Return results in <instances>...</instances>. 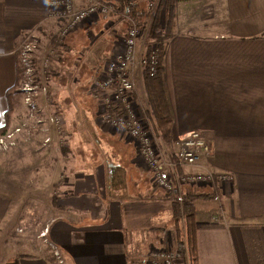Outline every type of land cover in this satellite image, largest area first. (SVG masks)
I'll return each mask as SVG.
<instances>
[{
	"label": "crops",
	"instance_id": "crops-1",
	"mask_svg": "<svg viewBox=\"0 0 264 264\" xmlns=\"http://www.w3.org/2000/svg\"><path fill=\"white\" fill-rule=\"evenodd\" d=\"M161 19L167 38L160 79L172 123L170 140L157 138L171 154L181 136L199 132L211 151L184 171L211 172L214 180L171 192L154 187L130 138L99 122L97 101L83 96L81 110L64 122L67 169L54 201L51 196L53 214L39 233L12 232L16 250L5 257L1 249L0 264L21 254L27 256L19 264H145L151 248L175 245L174 206L183 192L193 194L198 264H264V0L178 1L170 20L164 8ZM61 24L49 15L47 0H0V126L17 73L19 90L26 81L20 48L34 44L32 62L42 67L38 46L56 48ZM124 27L108 15L69 32L58 49V75L77 66L80 48L81 55L95 47L107 58ZM135 83L140 107L147 109L144 80ZM85 111L92 114L81 119ZM223 174L229 178L218 179ZM9 206L0 196V234ZM36 241L54 256L35 253ZM180 264L187 262L181 258Z\"/></svg>",
	"mask_w": 264,
	"mask_h": 264
},
{
	"label": "built area",
	"instance_id": "built-area-1",
	"mask_svg": "<svg viewBox=\"0 0 264 264\" xmlns=\"http://www.w3.org/2000/svg\"><path fill=\"white\" fill-rule=\"evenodd\" d=\"M148 3L154 9L155 0H148ZM47 6L49 15L62 22L57 31L59 41H63L69 32L82 28L86 22L100 16L112 15L125 23L122 34L112 40L110 53L93 85L97 90V114L101 122L121 130L130 138L142 167L151 174L154 187L171 192L175 186L183 183L212 182L214 176L211 172L184 171V168L197 164L211 151L209 141L199 132L191 131L177 140L174 153L166 154L160 147L155 125L146 114V109L140 107L136 96V77L144 80L159 72V53L155 39L147 41L146 30L128 17L127 10H119L111 1L47 0ZM34 49L35 45L30 43L24 44L19 50V64L26 74V81L20 90L23 94L24 91L30 92L25 99L31 110L35 109L29 100L38 90L45 92V86L41 87L34 82ZM41 64L47 66L43 58ZM50 120L62 124L59 115H53ZM16 131H20V128ZM11 135L13 133L8 134V138ZM6 146L4 138L0 137V147ZM217 177L220 180L229 178L226 174ZM181 258V252L175 245L153 247L147 253L145 264H180Z\"/></svg>",
	"mask_w": 264,
	"mask_h": 264
},
{
	"label": "rangeland",
	"instance_id": "rangeland-1",
	"mask_svg": "<svg viewBox=\"0 0 264 264\" xmlns=\"http://www.w3.org/2000/svg\"><path fill=\"white\" fill-rule=\"evenodd\" d=\"M111 2L117 6L115 2ZM164 7L160 0H155L154 9H151L147 0V15L142 19L135 18L129 11H127V14L136 24L146 30L147 38H152L149 35V28L154 25V14L159 8L160 16L158 19L159 27H161ZM162 32L161 30L160 35ZM87 43L88 40H85L83 45L87 47ZM49 47L44 49L42 45H39L36 52L40 54L41 58H39L41 60L43 58L47 62V66H37L39 71L36 73L40 72V77L37 78L38 83L36 84L41 87L45 86V92L38 90V93L29 100L35 110H31L30 106L26 104L25 97L30 92L24 91L25 94L23 95L20 92L15 93L12 96L13 107L8 118L9 122L4 133L0 135L7 144L5 148L0 147V196L9 200L10 204L4 222L6 229L0 234V242L3 240L0 244L4 246V248L1 246L0 253L2 249L5 257L12 250H16L14 239H12V242L9 239L12 232H19L20 234L39 233V229L53 214L51 196H53L54 201L56 188L60 186L59 182H61L58 181V178L67 169L66 159L63 158L65 155L63 152L64 145H62L68 135V131H65L64 121L66 117H71L69 112L81 110L80 106L77 107L78 98L87 95L88 88L90 89L96 82L104 64V59H106L102 54L98 55L96 53L95 47L84 50L83 55L80 54V48L76 50L75 56H81L82 58L79 62H77V58L75 59L74 63L77 64L75 68H69L68 63L65 61L67 64L63 68L68 66L65 69V74L60 73L51 81L49 79L45 82L46 71L49 69L59 71L58 62L61 60V52H55L57 48L51 50ZM59 50L62 49L59 48ZM61 77L62 79H60ZM49 91L50 97H48ZM51 92L56 99L53 100ZM66 101L67 105L65 104ZM52 102L55 105L57 103L60 104L58 110L60 112H57V108ZM82 114L85 115H80L81 119H88L92 113L85 111ZM53 115H59L62 119V124L51 122L50 117ZM78 119L77 116L76 121ZM96 119L101 122L97 113ZM40 127L42 128L41 131L39 130ZM19 128L20 131H16ZM10 133H13V135L8 138L7 135ZM160 147L162 149L161 145ZM51 191L52 193L54 192L53 195H51ZM182 223L183 220L181 221ZM26 240L28 239L26 238ZM34 245L36 246L35 253H41L43 256L53 255V253L49 252V246L43 241L41 243L36 241ZM22 251L34 253L26 248ZM25 255L27 256V254ZM8 259L5 260V263Z\"/></svg>",
	"mask_w": 264,
	"mask_h": 264
},
{
	"label": "trees",
	"instance_id": "trees-1",
	"mask_svg": "<svg viewBox=\"0 0 264 264\" xmlns=\"http://www.w3.org/2000/svg\"><path fill=\"white\" fill-rule=\"evenodd\" d=\"M111 1L115 2L120 10L129 11V13L137 19L138 18L142 19L144 16L147 15V9H146L147 0H111ZM178 1H188V0H160V3L164 4L165 6L164 13L167 22L168 20H170L174 4ZM158 18H159V8L157 12L154 14V22H153L154 25H151V28H149V35L152 38H147L146 40L148 41L150 39H155V41L157 42L158 53H159V72L154 77L144 78V91L146 94L147 106H148L146 109V114L151 120H153L156 129V134L158 135V137H160L161 140L167 142L171 138L172 121H171V114L169 111V107L162 87V82L160 79L161 63L165 53L164 41L167 38V36L163 28L159 27ZM161 30L163 32L160 35ZM56 45H57L56 47L57 49L55 51H58L59 48L63 49V46H65L63 41H59V40H57L55 46ZM32 64L34 67V71L38 72L37 62L33 60ZM20 69L21 68L18 67V71L22 70ZM49 70L46 71L47 74L45 75V82L46 80L48 81L49 79H53V77L58 76V72L53 71L51 69ZM39 77H40L39 73L37 75H34L35 83H38L37 78ZM20 79L21 78L17 73V77L14 85L7 90L6 96H7L8 108L5 112V123L2 126H0V135L4 133L6 129V125L9 122L8 118L10 113L12 112L11 110L13 107L12 96L17 92H21V90H19ZM96 94H97V90H95L94 87L92 86L90 87V89L88 88L87 95L85 96H88V99L90 100L95 99L97 101ZM48 95H49L48 97H50V91ZM51 95L53 100L56 99L54 98L52 92ZM52 104L57 108V112H60L58 111L60 108V104L57 103V105H55L54 102H52ZM65 104L66 105L68 104L67 101L65 102ZM64 122H66V119ZM64 151H65V147H63V152ZM200 195L202 196V194L199 193L195 194V196H200ZM192 198H193V194L183 192L181 194L180 201H178L177 199L176 201L177 204L176 206H174L175 246L179 249V251L181 252L182 259L185 260L187 264H198V256H197V248H196V240H195V212L192 203ZM181 219L184 222V232H181L179 228V222ZM24 255L25 254H21L13 258H10L6 261L5 264H19L18 258Z\"/></svg>",
	"mask_w": 264,
	"mask_h": 264
}]
</instances>
